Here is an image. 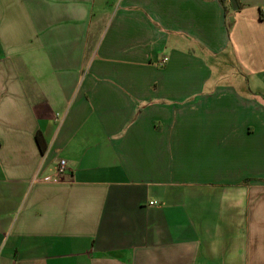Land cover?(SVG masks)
I'll return each mask as SVG.
<instances>
[{
	"label": "crops",
	"instance_id": "obj_1",
	"mask_svg": "<svg viewBox=\"0 0 264 264\" xmlns=\"http://www.w3.org/2000/svg\"><path fill=\"white\" fill-rule=\"evenodd\" d=\"M262 14L0 0V264H264Z\"/></svg>",
	"mask_w": 264,
	"mask_h": 264
},
{
	"label": "rangeland",
	"instance_id": "obj_2",
	"mask_svg": "<svg viewBox=\"0 0 264 264\" xmlns=\"http://www.w3.org/2000/svg\"><path fill=\"white\" fill-rule=\"evenodd\" d=\"M217 66L219 69L220 64H218ZM216 77L220 82H223L226 84H235V85L244 87L240 80L243 77V73L238 68V66L233 61L232 58H230L228 65L222 64L219 74H217Z\"/></svg>",
	"mask_w": 264,
	"mask_h": 264
},
{
	"label": "built area",
	"instance_id": "obj_3",
	"mask_svg": "<svg viewBox=\"0 0 264 264\" xmlns=\"http://www.w3.org/2000/svg\"><path fill=\"white\" fill-rule=\"evenodd\" d=\"M167 61V59L165 58L163 60V63H165ZM66 170V161L65 160H60L59 165H58V170H57V178H53V177H46L44 178V181H58L59 177L62 176L64 174ZM154 202H151V205H153Z\"/></svg>",
	"mask_w": 264,
	"mask_h": 264
},
{
	"label": "trees",
	"instance_id": "obj_4",
	"mask_svg": "<svg viewBox=\"0 0 264 264\" xmlns=\"http://www.w3.org/2000/svg\"><path fill=\"white\" fill-rule=\"evenodd\" d=\"M222 3H224V0H220ZM261 18L263 19L264 18V16H263V14L261 15ZM36 143H37V145H38V147H39V149H40V151H41V153L42 154H45L46 152H47V143H46V140H45V138H44V136H43V134H42V132H38L37 134H36Z\"/></svg>",
	"mask_w": 264,
	"mask_h": 264
}]
</instances>
